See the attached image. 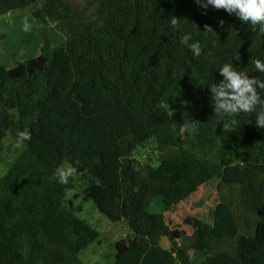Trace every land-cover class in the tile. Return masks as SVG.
<instances>
[{"label":"trees","instance_id":"1","mask_svg":"<svg viewBox=\"0 0 264 264\" xmlns=\"http://www.w3.org/2000/svg\"><path fill=\"white\" fill-rule=\"evenodd\" d=\"M87 5L82 24L71 0H0V16L29 10L65 36L53 46L42 30L36 56L0 65V141L25 127L32 136L0 176V264H82L78 254L99 241L66 201L73 178L61 185L54 176L64 164L88 181L83 198L131 231L114 243L112 264H264V129L250 112L234 117L233 137L223 132L207 88L222 79L224 62L264 80L254 65L264 60V33L195 0ZM206 25L214 34L203 32ZM186 33L189 43L200 42V56L181 43ZM258 93L264 99V90ZM82 106L117 115L124 128L116 138L122 155L115 184L74 152ZM55 133L63 137L62 152L51 143ZM149 140L160 152L155 166L132 156ZM214 176L219 200L212 223L196 220L190 236L171 230L164 214ZM162 236L169 248L159 244Z\"/></svg>","mask_w":264,"mask_h":264},{"label":"rangeland","instance_id":"2","mask_svg":"<svg viewBox=\"0 0 264 264\" xmlns=\"http://www.w3.org/2000/svg\"><path fill=\"white\" fill-rule=\"evenodd\" d=\"M71 1L81 14L82 24L87 23L85 19L90 16L88 0ZM42 30L46 32L53 46L64 41V34L59 33L52 23L41 24L31 16L29 10H16L0 16V65L11 67L15 62L36 56L42 45ZM56 54L57 64L64 66L66 64L64 54L62 52ZM78 120L82 139L74 149L75 154L79 155L85 165H93L96 172L110 184H115L118 181V168L122 155L116 144V138L124 131L118 116L82 106ZM234 135L235 133L232 132L231 137ZM51 143L57 146L60 152L64 150L65 143L61 135L52 134ZM15 144L16 137L9 132L0 141V176L4 175L25 151L24 144L19 148H16ZM132 156L141 164L155 166L160 158V152L156 150L155 143L149 140L135 149ZM232 157L236 162L241 160L236 148L233 149ZM64 166L68 165L64 164ZM72 178L74 186L66 191V201L71 200L78 218L85 220L99 232V241L91 243L78 254V257L82 264H112L115 253L114 243L121 238H130L131 231L124 221L108 220L98 211L91 199L83 198V189L89 184L85 178L76 173ZM217 183L218 177L214 176L173 205L164 214L169 228L190 236L195 229L196 220L211 224L215 205L219 200ZM159 244L166 248L170 246L164 236L159 238Z\"/></svg>","mask_w":264,"mask_h":264},{"label":"clouds","instance_id":"3","mask_svg":"<svg viewBox=\"0 0 264 264\" xmlns=\"http://www.w3.org/2000/svg\"><path fill=\"white\" fill-rule=\"evenodd\" d=\"M196 4L203 10L209 7L220 10L223 9L229 15H234L242 23L258 28L264 33V0H195ZM220 25H223L221 20ZM171 24H176V19H171ZM205 33H213L210 25L205 26ZM27 29V25H25ZM192 36L186 33L181 43L188 46L194 56H200L202 48L199 41L191 42ZM257 72L264 73V60L254 61ZM222 79L219 83L208 85L214 114H218L222 120L223 132H232L237 124L235 116L240 113L255 112V121L258 128L264 129V99L258 93L264 90V80L250 76L244 70H237L230 62H224L218 69ZM193 122H185L183 125L191 128ZM32 138L28 128L17 130L15 147L19 148L24 142ZM77 169L71 165L57 166L54 176L61 185L69 183L70 178L76 173Z\"/></svg>","mask_w":264,"mask_h":264},{"label":"crops","instance_id":"4","mask_svg":"<svg viewBox=\"0 0 264 264\" xmlns=\"http://www.w3.org/2000/svg\"><path fill=\"white\" fill-rule=\"evenodd\" d=\"M164 248H166V247H164Z\"/></svg>","mask_w":264,"mask_h":264}]
</instances>
